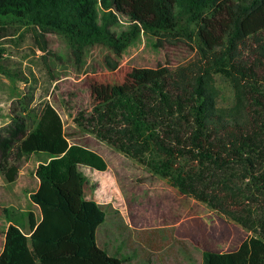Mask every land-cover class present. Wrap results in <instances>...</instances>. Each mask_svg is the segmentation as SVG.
Returning a JSON list of instances; mask_svg holds the SVG:
<instances>
[{
  "label": "trees",
  "instance_id": "obj_1",
  "mask_svg": "<svg viewBox=\"0 0 264 264\" xmlns=\"http://www.w3.org/2000/svg\"><path fill=\"white\" fill-rule=\"evenodd\" d=\"M120 17L129 26L116 31ZM7 19L32 25L42 43L47 32L64 36L77 59L94 45L119 57L141 32L159 40L182 27L193 36L196 61L133 68L124 82L95 89L92 110L73 121L250 233L234 250H204L203 264H264V0H0V21ZM216 74L232 88L228 106L218 104ZM40 152L49 159L35 169L30 200L41 217L2 207L10 223L0 264H122L96 244L105 212L86 198L79 169L105 171L107 163L68 141L49 104L33 128L15 116L0 131V174L14 182L18 162Z\"/></svg>",
  "mask_w": 264,
  "mask_h": 264
},
{
  "label": "rangeland",
  "instance_id": "obj_2",
  "mask_svg": "<svg viewBox=\"0 0 264 264\" xmlns=\"http://www.w3.org/2000/svg\"><path fill=\"white\" fill-rule=\"evenodd\" d=\"M128 26L127 19L120 17L112 29L120 31ZM177 32L166 33L159 40L141 32L119 57L107 47L94 45L77 59L60 34L47 32L42 43L35 38L32 25L12 19L0 21V131L15 116L23 118L28 129L33 128L40 110L49 104L60 115L70 143L86 146L105 159V171L86 166L79 169L86 176L85 194L102 204L105 212L104 221L96 228V244L122 264H203L204 250L231 251L250 235L73 121L78 112L92 110L98 100L95 89L124 82L133 68L162 64L175 70L196 61L199 55L194 37L184 35L182 27ZM41 44L45 50L40 49ZM107 58L116 62L115 69L107 64ZM215 85L218 104L230 105L233 91L228 81L216 74ZM36 158L28 155L18 162L15 183L22 184L25 176L29 181L23 186L33 189ZM26 193L23 190L21 194ZM3 206L12 212V183L0 174V234L7 225ZM111 206L122 208V213ZM23 222L22 230L29 235L25 218ZM1 243L0 236V247Z\"/></svg>",
  "mask_w": 264,
  "mask_h": 264
},
{
  "label": "crops",
  "instance_id": "obj_3",
  "mask_svg": "<svg viewBox=\"0 0 264 264\" xmlns=\"http://www.w3.org/2000/svg\"><path fill=\"white\" fill-rule=\"evenodd\" d=\"M30 156L31 157H33V156L37 157L35 159V166L33 168V172H35V169H36V167L38 166L39 163H43V162H45V161H47L49 159L48 156L45 153H43V152L36 153V154L33 153V154H30ZM99 172H102V171H99ZM18 179H19V176H18ZM21 181H22L21 182L22 184H20V185L15 183V181L12 182V215H16V214L20 213V214H22L25 217L26 213L28 211H31L34 214V217H35L36 221H39V219L41 217L39 207L36 204L32 203L31 200H30V194L33 193L38 187V180H37V178L34 175V180L32 182L34 184L33 189H30L29 187L27 188V186H23V185L28 183V181H29L28 177L27 178L25 176L22 177ZM23 190H25L27 192L26 196L21 194ZM85 192L86 191H85V187H84V194H85ZM85 196H86L87 199H90L86 194H85ZM20 199H24L25 203L21 204ZM111 207L119 210L120 213H122V211H123V209L120 208V207H118V208L113 207V206H111ZM9 223L10 222H6V224H7L6 228H7ZM24 223L25 222H23V225H24ZM125 223H127V222H125ZM128 225H130V223H128ZM6 228L4 229L3 233L0 234L1 239H2L0 251H1L2 246H3L4 232H5Z\"/></svg>",
  "mask_w": 264,
  "mask_h": 264
}]
</instances>
